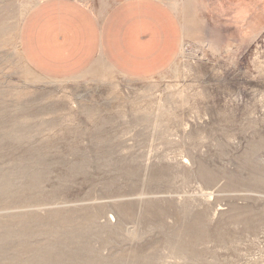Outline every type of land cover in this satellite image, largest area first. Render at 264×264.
Listing matches in <instances>:
<instances>
[{
  "label": "rangeland",
  "instance_id": "obj_1",
  "mask_svg": "<svg viewBox=\"0 0 264 264\" xmlns=\"http://www.w3.org/2000/svg\"><path fill=\"white\" fill-rule=\"evenodd\" d=\"M51 1L0 0V264H264V0H165L183 43L151 79L41 76Z\"/></svg>",
  "mask_w": 264,
  "mask_h": 264
},
{
  "label": "crops",
  "instance_id": "obj_2",
  "mask_svg": "<svg viewBox=\"0 0 264 264\" xmlns=\"http://www.w3.org/2000/svg\"><path fill=\"white\" fill-rule=\"evenodd\" d=\"M165 0H121L107 11L78 0L40 4L26 19L21 52L39 74L74 78L104 66L151 79L176 62L183 26Z\"/></svg>",
  "mask_w": 264,
  "mask_h": 264
},
{
  "label": "bare ground",
  "instance_id": "obj_3",
  "mask_svg": "<svg viewBox=\"0 0 264 264\" xmlns=\"http://www.w3.org/2000/svg\"><path fill=\"white\" fill-rule=\"evenodd\" d=\"M169 5L172 6V9H175L176 8L172 3H170Z\"/></svg>",
  "mask_w": 264,
  "mask_h": 264
}]
</instances>
